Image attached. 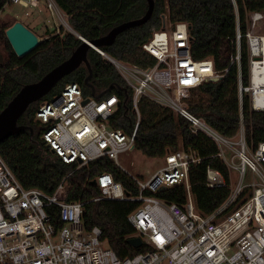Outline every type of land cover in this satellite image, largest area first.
Returning <instances> with one entry per match:
<instances>
[{
  "label": "built area",
  "instance_id": "obj_1",
  "mask_svg": "<svg viewBox=\"0 0 264 264\" xmlns=\"http://www.w3.org/2000/svg\"><path fill=\"white\" fill-rule=\"evenodd\" d=\"M233 2L237 14V51L232 64L236 62L239 67L236 83L240 110V127L234 136L222 134L188 109L185 98L190 90L209 78H223L227 70L218 72L212 58L192 56L190 26L186 21L154 30L143 45L156 59L148 67L114 58L102 48L96 49L115 66L132 91L137 121L131 134L110 123L121 103L116 94L101 98L86 96L80 85L72 82L53 100L37 105L35 119L41 142L61 162L76 168L109 159L122 169L121 157L135 149L141 120L138 103L142 97L171 108L191 123L194 132L205 133L217 144L218 151L207 157L194 150L168 152L164 164L145 180L131 175L138 188L137 195L129 193L110 172L94 179L101 194L92 201L138 203L128 220L146 251L120 258L109 247L108 240L103 239L99 226L85 229L84 203L67 200L72 187L69 177L74 171L50 193L39 187L24 186L19 167L0 153V264H264V140L257 145L249 143L243 113L246 96L254 111H264V103L258 101L264 97V32L257 31L264 23V11L247 14L245 38L250 74L249 83L245 84L241 75V19L236 0ZM15 4L39 11L43 4L55 25L57 19L68 24L65 19L68 16L56 0H6L3 9ZM236 137L239 138L234 141ZM226 148L233 152L231 162L227 160ZM204 161L207 187L229 189L227 199L207 215L198 210L190 181L192 171ZM226 164L240 173L236 187L229 181ZM249 172L252 180L244 184ZM176 185L187 190L185 205L155 195L161 188ZM246 190L247 198L226 213Z\"/></svg>",
  "mask_w": 264,
  "mask_h": 264
},
{
  "label": "trees",
  "instance_id": "obj_2",
  "mask_svg": "<svg viewBox=\"0 0 264 264\" xmlns=\"http://www.w3.org/2000/svg\"><path fill=\"white\" fill-rule=\"evenodd\" d=\"M58 6L68 16L73 30L88 40L106 35L115 25L142 17L148 8L147 0H56ZM241 19V75L245 84L249 83V52L245 33L248 29L247 14L264 11V0H236ZM6 0H0V11ZM236 9L233 0H155L152 18L144 25L134 27L120 34L115 42L103 46L110 56L142 67L156 63V59L144 50L143 45L151 38L154 30L162 29L170 22V27L177 22L186 21L190 26L191 53L195 59L212 58L215 68L225 76L218 82L206 81L190 90L185 98L188 109L205 120L210 126L226 136H234L240 127L238 96L227 104H219L218 98L228 80L236 83L239 74L238 64H232L237 51ZM16 21L0 23V54L6 58L0 61V111L8 104L22 85L40 79L45 73L64 61L82 40L71 31L54 25L43 34V41L30 54L19 58L9 43L6 30ZM29 27V26H28ZM30 28V27H29ZM31 29V28H30ZM88 60L92 67L89 83L96 94L107 91L106 95L116 94L121 103L111 118L114 128L131 134L137 121L132 104V91L115 66L100 52L90 49ZM90 72L83 65L66 76L43 100L32 104L20 118V124L35 128L36 108L43 101L59 96L68 83H78L86 96L92 95V87L86 83ZM237 84V83H236ZM198 93L196 94V92ZM196 94V96L193 95ZM141 120L139 123L135 149L148 158L165 157L168 152L194 150L202 157L215 154L217 144L205 133L194 132L191 123L171 108L160 105L149 98L139 100ZM244 119L249 143L257 145L264 140V111H254L249 97L244 99ZM25 137V149L34 164V174L27 178L21 163L9 160L0 144V153L13 165L19 167L20 181L26 187H39L53 193L62 179L71 171L72 185L67 200L84 203L83 224L86 230L94 226L102 229L103 239L120 258L133 256L146 251V246L139 248L130 243L136 231L128 220V215L138 203L103 199L92 201L101 194L93 180L103 172H110L116 181L123 183L127 191L138 194V188L132 176L119 168L109 159H100L81 168L65 164L56 158L41 142L40 130L33 142L31 130H25L10 137ZM219 165V162H216ZM206 164L194 169L190 181L198 210L207 215L220 206L228 197L229 189H210L205 184ZM156 196L168 202L185 205L187 190L183 185L163 189ZM247 190L227 209L235 210L246 198ZM56 222L59 223L57 209H54Z\"/></svg>",
  "mask_w": 264,
  "mask_h": 264
},
{
  "label": "water",
  "instance_id": "obj_3",
  "mask_svg": "<svg viewBox=\"0 0 264 264\" xmlns=\"http://www.w3.org/2000/svg\"><path fill=\"white\" fill-rule=\"evenodd\" d=\"M147 2L148 8L142 17L115 25L106 35L98 39H85L72 29L71 32L78 35L82 43L77 46L64 61L49 70L40 79L22 85L8 104L0 111V144L22 131H32L30 126L19 123L20 118L32 104L43 100L66 76L72 74L83 65L87 66L89 69L90 74L86 78V83L92 87L89 83L92 77V67L88 60L89 50H96L97 48L111 45L120 34L134 27L146 24L152 18L155 10V0H147ZM6 36L19 58L25 57L33 52L43 41L42 38L21 21H17L9 27L6 30ZM221 79L222 77L216 76L209 78L208 81L218 82ZM92 91V96L96 98H101L107 93V91H105L97 95L93 87ZM87 101L88 99H86L84 103ZM93 183H96V181L94 180ZM130 243L134 247L139 248L142 246L143 242L140 237H135L130 239Z\"/></svg>",
  "mask_w": 264,
  "mask_h": 264
},
{
  "label": "rangeland",
  "instance_id": "obj_4",
  "mask_svg": "<svg viewBox=\"0 0 264 264\" xmlns=\"http://www.w3.org/2000/svg\"><path fill=\"white\" fill-rule=\"evenodd\" d=\"M41 10L34 8H23L20 5H8L3 10L0 11V23H11L13 21H21L25 25H49L54 26L53 19L49 11L45 9V5L42 4ZM28 12V14H26ZM66 20H68L65 17ZM57 28L63 27L65 31H71L73 28L69 24H64L63 22L57 19ZM167 26L170 27V22L167 21ZM45 28V27H43ZM258 32H264V23L258 26ZM35 32V31H34ZM43 32V31H41ZM6 58V54L4 51L0 54V61H4ZM237 84L234 83L232 80H228V82L223 87L220 97L218 98L219 104H227L228 101H233L235 96L237 95ZM191 93V92H190ZM188 93V95L190 94ZM198 91L196 92V94ZM193 95V96H196ZM40 127L35 126L32 128V139L33 142L36 139V135L39 131ZM239 138V137H238ZM238 138H234V141H237ZM4 152L8 156L9 160L17 161L21 163L25 170V175L27 178H30L34 174V164L30 159L28 153L25 149V137H13L3 145ZM226 157L229 162L233 159V152L226 148ZM164 157L158 158H148L143 155L139 150L134 149L129 151L127 154L123 155L120 159V166L122 167L125 172L129 173L130 175L138 176L142 180L149 178L154 172H156L163 164H164ZM235 162H238L237 159H234ZM239 163V162H238ZM227 169H229V181L233 187H236L240 181V173L234 167L229 166L226 164ZM252 180V175L249 172L247 176L244 178V184H247ZM193 199L195 200V195L192 192Z\"/></svg>",
  "mask_w": 264,
  "mask_h": 264
},
{
  "label": "crops",
  "instance_id": "obj_5",
  "mask_svg": "<svg viewBox=\"0 0 264 264\" xmlns=\"http://www.w3.org/2000/svg\"><path fill=\"white\" fill-rule=\"evenodd\" d=\"M56 27H57V25H55ZM29 27L33 30V31H35V33L40 37V38H42V39H44L45 37H43V34L45 33V31L47 30V29H49V30H52L53 28H54V26H49L48 24L47 25H45V26H42V25H30L29 24ZM43 27H45V28H43ZM41 31H43V32H41Z\"/></svg>",
  "mask_w": 264,
  "mask_h": 264
},
{
  "label": "bare ground",
  "instance_id": "obj_6",
  "mask_svg": "<svg viewBox=\"0 0 264 264\" xmlns=\"http://www.w3.org/2000/svg\"><path fill=\"white\" fill-rule=\"evenodd\" d=\"M258 101L263 104L264 103V97H259Z\"/></svg>",
  "mask_w": 264,
  "mask_h": 264
}]
</instances>
